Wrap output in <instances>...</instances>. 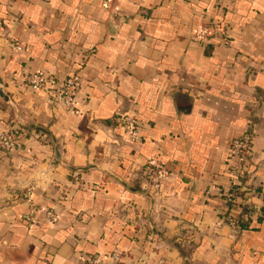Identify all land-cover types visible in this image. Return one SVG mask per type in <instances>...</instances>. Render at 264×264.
Masks as SVG:
<instances>
[{
	"label": "crops",
	"instance_id": "1",
	"mask_svg": "<svg viewBox=\"0 0 264 264\" xmlns=\"http://www.w3.org/2000/svg\"><path fill=\"white\" fill-rule=\"evenodd\" d=\"M103 1L0 0V125L19 142L0 150V264L114 250L122 264H264V0ZM200 23L228 42L194 39ZM35 70L76 73L77 112L28 88ZM152 155L168 170L157 189L142 180Z\"/></svg>",
	"mask_w": 264,
	"mask_h": 264
},
{
	"label": "built area",
	"instance_id": "2",
	"mask_svg": "<svg viewBox=\"0 0 264 264\" xmlns=\"http://www.w3.org/2000/svg\"><path fill=\"white\" fill-rule=\"evenodd\" d=\"M103 3L105 6H109L111 0H104ZM192 36L200 41L219 38L223 43H227L229 33L224 24L200 23L193 27ZM24 83L33 90L43 89L54 93L67 110L77 112L75 101L79 92L80 78L76 73L59 80L54 74L35 70L25 76ZM122 127L130 139L137 140L139 138L138 122L131 115L125 114L122 116ZM18 144L12 126L3 127L0 125V150H9ZM250 146L251 139L247 135L236 136L230 141L232 162L228 169V175L231 185L229 194L231 200L240 194L241 187H243L242 184L247 174L246 162L250 153ZM167 174L168 170L165 165L157 156L152 155L146 160L142 177L143 186L157 189ZM46 213L50 221L56 220L54 211L47 210ZM22 217L28 218L25 214ZM127 256L126 252L114 250L105 254H83L80 257V262L81 264H122Z\"/></svg>",
	"mask_w": 264,
	"mask_h": 264
}]
</instances>
